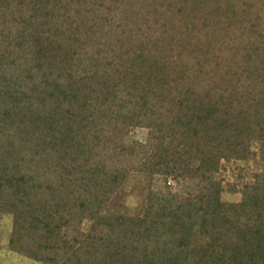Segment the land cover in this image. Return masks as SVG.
<instances>
[{"label": "trees", "instance_id": "trees-1", "mask_svg": "<svg viewBox=\"0 0 264 264\" xmlns=\"http://www.w3.org/2000/svg\"><path fill=\"white\" fill-rule=\"evenodd\" d=\"M0 212L38 264H264V0H0Z\"/></svg>", "mask_w": 264, "mask_h": 264}, {"label": "rangeland", "instance_id": "rangeland-1", "mask_svg": "<svg viewBox=\"0 0 264 264\" xmlns=\"http://www.w3.org/2000/svg\"><path fill=\"white\" fill-rule=\"evenodd\" d=\"M130 136L136 141H144L147 132L144 129H136L131 131ZM225 169L221 171L219 180L223 182L225 192L223 193L221 200L226 203H238L240 201L239 189L243 183L250 182V174L254 169V165L238 164H226ZM239 168H242L239 169ZM236 186L238 189L235 193H229L226 185ZM167 186L172 193L176 192L175 183L171 180L168 181ZM128 206L131 214H135L138 208L143 205V199L137 196H129ZM12 227L11 216L6 213L0 212V264H38L21 255L13 253L8 248V240L10 237Z\"/></svg>", "mask_w": 264, "mask_h": 264}]
</instances>
